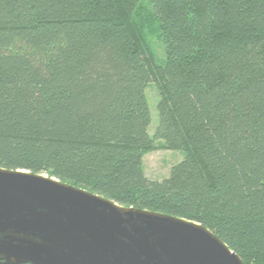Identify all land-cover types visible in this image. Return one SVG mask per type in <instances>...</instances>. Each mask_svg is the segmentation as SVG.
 <instances>
[{"label": "trees", "instance_id": "obj_1", "mask_svg": "<svg viewBox=\"0 0 264 264\" xmlns=\"http://www.w3.org/2000/svg\"><path fill=\"white\" fill-rule=\"evenodd\" d=\"M148 1L161 57L141 0H0V167L196 221L264 264V0ZM156 143L184 153L161 180Z\"/></svg>", "mask_w": 264, "mask_h": 264}, {"label": "water", "instance_id": "obj_2", "mask_svg": "<svg viewBox=\"0 0 264 264\" xmlns=\"http://www.w3.org/2000/svg\"><path fill=\"white\" fill-rule=\"evenodd\" d=\"M0 264H245L202 224L0 167Z\"/></svg>", "mask_w": 264, "mask_h": 264}, {"label": "rangeland", "instance_id": "obj_3", "mask_svg": "<svg viewBox=\"0 0 264 264\" xmlns=\"http://www.w3.org/2000/svg\"><path fill=\"white\" fill-rule=\"evenodd\" d=\"M141 10L139 17L143 21L142 33L151 42L154 51L158 57L162 55V46L158 37L154 32V22L149 19L151 16L150 6L148 0H141ZM153 21L154 18L152 17ZM146 94L149 101L151 123L148 127L150 134L153 133L157 124V109L156 103L158 100V90L154 83H150L146 88ZM184 156L180 149H168L165 147H157V143L152 148L145 151L143 155V166L145 175L149 179L161 180L169 175L171 167L179 162Z\"/></svg>", "mask_w": 264, "mask_h": 264}]
</instances>
